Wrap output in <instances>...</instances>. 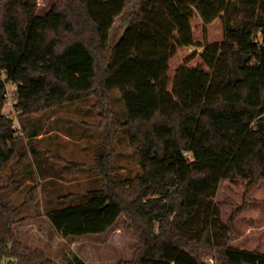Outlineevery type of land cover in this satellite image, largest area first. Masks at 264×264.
<instances>
[{
  "label": "trees",
  "instance_id": "trees-1",
  "mask_svg": "<svg viewBox=\"0 0 264 264\" xmlns=\"http://www.w3.org/2000/svg\"><path fill=\"white\" fill-rule=\"evenodd\" d=\"M37 9L38 0H0V172L25 156L3 111L9 85L17 116L88 97L103 115L119 89L127 119L118 123L141 172L113 179L112 128L92 166L102 187L48 210L50 225L62 237L103 236L124 217L138 245L115 264H215L204 251L217 252V264H264L263 251L229 244L228 224L206 216L195 226L223 179L264 180V0H57L44 15ZM50 157L73 175L84 166ZM4 188L0 264H58L19 239L27 219L14 218L19 207L2 200ZM63 260L90 264L73 250Z\"/></svg>",
  "mask_w": 264,
  "mask_h": 264
},
{
  "label": "rangeland",
  "instance_id": "rangeland-1",
  "mask_svg": "<svg viewBox=\"0 0 264 264\" xmlns=\"http://www.w3.org/2000/svg\"><path fill=\"white\" fill-rule=\"evenodd\" d=\"M56 1L38 0V14H46ZM125 22L126 19L118 21L117 33L122 32ZM13 89L14 85H9V100L3 111L18 123L20 140L16 146L25 156L23 161L3 168L0 184L5 187L2 200L19 207L14 218L27 219L16 225L19 239L45 248L58 264H65L63 254L69 250L77 252L90 264H115L120 259H131L138 243L124 217L103 236L73 237H62L46 217L48 210L73 205L88 191L102 187V174L92 166L95 151L103 142L102 135H109L112 128L116 129L111 161L113 179L131 178L141 172L129 130L118 123L127 119L119 89L109 98L110 113L100 115L93 108L95 97H88L29 116H17ZM35 133L37 136L33 135ZM52 154L84 166L75 175L64 172L66 162L51 158ZM15 175L17 177L11 180ZM203 207L195 226L202 227L203 219L210 217L219 224L229 225L231 246L264 252V180L250 184L249 180L223 179L217 193L205 199ZM216 254L204 251L202 258L217 264L221 259ZM3 264H8L7 260Z\"/></svg>",
  "mask_w": 264,
  "mask_h": 264
},
{
  "label": "built area",
  "instance_id": "built-area-1",
  "mask_svg": "<svg viewBox=\"0 0 264 264\" xmlns=\"http://www.w3.org/2000/svg\"><path fill=\"white\" fill-rule=\"evenodd\" d=\"M17 125H18V123H15V125H14V126H15V128H18V126H17Z\"/></svg>",
  "mask_w": 264,
  "mask_h": 264
},
{
  "label": "water",
  "instance_id": "water-1",
  "mask_svg": "<svg viewBox=\"0 0 264 264\" xmlns=\"http://www.w3.org/2000/svg\"><path fill=\"white\" fill-rule=\"evenodd\" d=\"M120 37H121V36H120ZM120 37H119V38H120ZM119 38L117 39L116 43L119 41Z\"/></svg>",
  "mask_w": 264,
  "mask_h": 264
},
{
  "label": "crops",
  "instance_id": "crops-1",
  "mask_svg": "<svg viewBox=\"0 0 264 264\" xmlns=\"http://www.w3.org/2000/svg\"><path fill=\"white\" fill-rule=\"evenodd\" d=\"M37 136V135H36Z\"/></svg>",
  "mask_w": 264,
  "mask_h": 264
}]
</instances>
